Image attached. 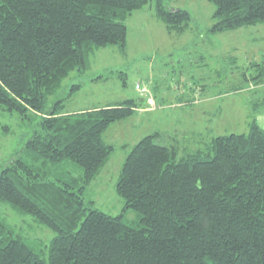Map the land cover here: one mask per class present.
<instances>
[{"label": "trees", "instance_id": "trees-1", "mask_svg": "<svg viewBox=\"0 0 264 264\" xmlns=\"http://www.w3.org/2000/svg\"><path fill=\"white\" fill-rule=\"evenodd\" d=\"M210 1L209 32L264 22V0ZM144 6L170 32L190 24L189 11L169 0H0V104L22 117L39 115L0 166V202L52 231L41 247L0 214V264H264V127L255 116L246 131L213 135L181 156L159 131L147 133L115 181L122 211L84 198L114 149L104 130L146 98L67 111V96L47 104L48 97L71 71L86 70L95 48L124 51L125 19ZM258 74L264 64L255 81Z\"/></svg>", "mask_w": 264, "mask_h": 264}, {"label": "rangeland", "instance_id": "rangeland-1", "mask_svg": "<svg viewBox=\"0 0 264 264\" xmlns=\"http://www.w3.org/2000/svg\"><path fill=\"white\" fill-rule=\"evenodd\" d=\"M169 5L189 11L186 29L170 32L148 6L135 9L125 19L124 51L115 44L95 48L86 70L71 71L48 97L47 104L67 96V111L146 98L131 115L104 130L114 149L84 192L94 207L111 214L122 211L123 198L115 190L121 163L143 135L159 131L160 141L175 144L181 156L204 148L213 135L246 131L253 116L264 127V105L254 107L264 95V75L258 74V81L254 77L264 64V22L209 32L214 21L210 0H169ZM254 61L261 67L252 65ZM74 83L79 87L70 89ZM38 116L22 117L0 104V124L7 125L0 126V166L22 147ZM0 214L27 236L41 239V247L52 235L8 203L0 202ZM124 214L128 220L135 217L132 208Z\"/></svg>", "mask_w": 264, "mask_h": 264}, {"label": "built area", "instance_id": "built-area-1", "mask_svg": "<svg viewBox=\"0 0 264 264\" xmlns=\"http://www.w3.org/2000/svg\"><path fill=\"white\" fill-rule=\"evenodd\" d=\"M137 87H139L138 85H137ZM148 101H149V98H148ZM150 102V101H149Z\"/></svg>", "mask_w": 264, "mask_h": 264}, {"label": "crops", "instance_id": "crops-1", "mask_svg": "<svg viewBox=\"0 0 264 264\" xmlns=\"http://www.w3.org/2000/svg\"><path fill=\"white\" fill-rule=\"evenodd\" d=\"M141 100H143L141 97H140ZM144 101V100H143Z\"/></svg>", "mask_w": 264, "mask_h": 264}]
</instances>
